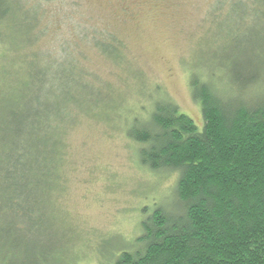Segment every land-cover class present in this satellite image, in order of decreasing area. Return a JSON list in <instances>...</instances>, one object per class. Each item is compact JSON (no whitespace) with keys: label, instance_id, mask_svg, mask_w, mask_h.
Instances as JSON below:
<instances>
[{"label":"rangeland","instance_id":"obj_1","mask_svg":"<svg viewBox=\"0 0 264 264\" xmlns=\"http://www.w3.org/2000/svg\"><path fill=\"white\" fill-rule=\"evenodd\" d=\"M6 5L16 19L24 14L45 31L29 47L40 54L32 61L33 71L61 59L65 54L59 49L70 42L69 61L89 75L84 82L99 92L84 100L81 110L63 103L69 119L61 180L53 184L50 200L38 201L41 211L31 218L42 219L41 224L20 234L22 247L9 254L0 247V264H115L116 256L140 235L139 224L154 205L172 209L177 177L175 172L153 173L140 165L138 145L125 135L127 126L165 97L201 130L199 105L189 89L190 72L208 80L219 95L235 97L232 64L248 59L257 68L264 58L257 59L261 49L264 53V18L253 14L251 5L218 10L214 0H71V19L64 18L58 0H7ZM77 20L98 32L99 39L116 38L120 58L111 60L67 32ZM5 31L9 33L8 27ZM6 52L0 45V75L7 71L9 80L23 60L18 53L6 57ZM50 86L49 80L41 87L46 91ZM61 86L65 92L69 84ZM263 90L258 85L243 99L251 100ZM6 192L0 186V197Z\"/></svg>","mask_w":264,"mask_h":264},{"label":"trees","instance_id":"obj_2","mask_svg":"<svg viewBox=\"0 0 264 264\" xmlns=\"http://www.w3.org/2000/svg\"><path fill=\"white\" fill-rule=\"evenodd\" d=\"M58 1L64 18H73L71 0ZM6 2L0 0V45L6 57L18 53L23 60L15 78L8 80L7 71L0 75L5 87L0 89V186L7 190L0 197V247L8 253L22 247L21 233L41 224L42 219L31 218L41 211L38 201L50 200L53 184L61 180L69 119L63 103L81 110L84 100L96 98L99 91L84 82L89 75L69 61L70 42L59 49L65 54L61 59L33 71L32 61L40 54L29 47L45 31L24 14L16 19ZM243 5H251L253 14L264 18V0H214L218 10ZM71 24L74 28L67 27V32L111 60L120 58L116 38L99 39L98 32L83 27L80 20ZM260 53L257 59L262 49ZM257 64L255 68L248 59L232 64L235 97L219 95L208 80L190 72L189 89L199 105L201 130L165 97L150 106L144 118H132L125 135L138 145L140 165L153 173L175 172L177 177L172 209L154 205L139 224L140 235L116 256L115 264H264V90L243 99L258 85L264 89V58ZM49 80L52 86L45 91L41 86ZM65 84L69 87L63 92Z\"/></svg>","mask_w":264,"mask_h":264}]
</instances>
